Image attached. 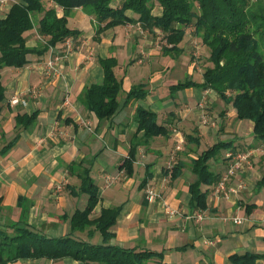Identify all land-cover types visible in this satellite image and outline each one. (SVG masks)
Returning <instances> with one entry per match:
<instances>
[{
    "label": "crops",
    "instance_id": "obj_1",
    "mask_svg": "<svg viewBox=\"0 0 264 264\" xmlns=\"http://www.w3.org/2000/svg\"><path fill=\"white\" fill-rule=\"evenodd\" d=\"M56 8L58 15H61L62 9ZM7 9H1L0 16ZM126 13L135 15L130 10ZM67 24L78 29L80 33L72 39L76 49L67 52L64 65H60V80L50 81V77L43 73L39 65L49 56L50 50L42 55L32 54L30 62L23 67L2 69L1 80L6 88V100L0 116V148L14 136L18 137L8 151L0 154V223L20 220L24 212L23 221L50 236H60L71 231L72 213L76 209H82L87 202L86 193L74 194L80 181L75 173L79 172L78 162L82 160L90 166V174L99 189L100 198L93 213H99L102 207L121 205L116 222L111 227L113 236L109 238V243L162 252L160 264H233L229 259L230 254L246 251L259 253L255 264H264V187L256 188L261 170L264 174V161L262 165L256 166H248L243 162L229 178L226 193L214 195L209 191L208 208L204 210L206 217L198 222L162 215L165 211L160 208V202L147 200L142 193L145 188H139L145 172H151L146 187L150 185L155 191H158V187L165 192L168 190L167 197L165 193L158 192L171 207L180 202L188 207L187 186L195 177L191 170H187L188 163L203 150V142L214 132L211 131L213 128L209 122L195 120L186 108L197 104L213 90L209 92L206 90L208 88L191 86L170 92V85L178 82L177 77L171 78H175L172 83L167 81L170 79V70L165 68H171L170 64L162 70L151 71L148 68V74L144 76L145 72L141 71V58L135 59L134 52L127 54L124 59V47H132L136 40L134 35L132 42L124 39L123 32L129 26L139 23L117 25L104 31L100 39H97L94 36L92 15L81 7H76L67 17ZM33 31L37 35L36 39L27 40L30 46L41 39L37 31ZM89 40L95 43L92 50L87 48L91 44ZM99 46L105 49V54L98 53ZM59 47V44L55 46ZM182 49L185 50L183 46ZM145 50L147 49L141 48L137 52L148 55L144 53ZM111 54L118 61L114 70L117 77L122 79L123 90L127 91L132 85L141 82L145 84L147 95L143 100L123 106L124 95L120 94V106L113 117L99 120L93 112L83 107L80 94L86 85L101 79L103 73L98 58ZM198 62L187 64L181 73L182 77L189 75L193 79L192 75L198 72L196 67L201 75L203 69L200 65L195 67ZM201 80L199 78L195 81ZM14 96L19 98L18 102H12ZM138 103L157 113L158 122L167 125L168 134L154 136L137 147L132 174L127 176L120 166L128 153L131 134L136 130L133 113ZM222 104L223 101L219 100V114L228 110ZM230 108L224 116L223 137L219 139L231 140L234 148L239 149L243 141L246 140L249 144L253 142L252 123L235 119V112L231 106ZM197 110L201 112L198 108ZM33 111L36 112V118L32 125L27 128L15 127L17 113ZM228 119H235L237 126L231 129L232 123L227 125ZM219 123L221 127L222 123ZM242 127H249L250 131L245 135ZM190 129L197 135L193 142L186 140L191 138L190 135H185ZM184 136L186 142L198 145V149L186 147L185 151H180L181 155H176V164L182 165L181 172L172 178L171 171H165L170 168L164 159L170 149L166 142H178L177 138L183 139ZM161 142L163 147L159 144ZM213 142L212 140L211 144ZM258 151L264 154V142L250 147V152ZM210 162L220 172L225 169L221 159ZM113 167L119 180L106 186V176L111 174L109 171ZM141 172V178L132 191L131 185L135 182L133 177ZM72 179L75 181L72 182ZM170 179L186 186V193L184 192L181 199L177 196L178 188L172 192L170 187L164 186ZM235 216L241 217L239 222L232 220ZM84 232L86 239L92 242L101 241L98 231L89 237L86 231H75V234ZM46 260L54 261V264H98L83 263L69 257L60 260L28 258L8 264ZM147 264L159 263L151 260Z\"/></svg>",
    "mask_w": 264,
    "mask_h": 264
},
{
    "label": "trees",
    "instance_id": "obj_2",
    "mask_svg": "<svg viewBox=\"0 0 264 264\" xmlns=\"http://www.w3.org/2000/svg\"><path fill=\"white\" fill-rule=\"evenodd\" d=\"M47 1L45 4L44 0H16L0 16V116L6 100L2 69L23 67L30 62L32 54L42 55L51 48L54 53H61L65 40H72L80 33L68 26L67 17L74 8L81 7L92 15L97 39L104 31L117 25L139 23L150 33L156 29L163 33L165 43L161 52L165 55L173 51L183 52L179 43L186 28L193 26L194 35L200 36L209 49L211 65L202 71L201 81L187 77L170 85V92L191 86L211 88L221 100L230 104L237 119L251 121L253 142L250 147L264 142V10L253 11L251 0H121L117 5L112 3L113 0ZM155 4L160 7L159 13L153 12ZM56 7L62 9L61 15H58ZM127 10L135 15H128ZM253 22L257 24L251 28ZM33 29L41 39L30 46L27 40ZM58 44L61 49L55 48ZM98 62L103 73L101 79L86 85L80 94L81 104L87 111L93 112L99 120H106L118 110L121 92L124 95L123 106L145 98L147 89L144 83L123 90L122 79L114 70L118 63L115 55L99 57ZM133 116L136 130L131 134L128 153L120 166L127 176L132 174L137 147L154 136L168 134L167 125L158 122L157 113L142 104L135 105ZM35 118L34 111L17 113L15 127L27 128ZM17 137L4 144L0 154L8 151ZM186 140L195 141L196 138L188 137ZM232 144L231 140L219 139L190 159L188 165L195 177L187 186L189 211L208 208V192L212 191L229 163L225 151H238ZM216 159L224 163L225 169L221 172L211 166L210 161ZM78 164L80 169L75 174L80 181L74 194L86 193L87 202L82 209L72 213L71 231L50 236L23 221L22 212L20 220L0 223V264L28 258L58 260L63 257L98 264H147L153 258L161 261L162 252L109 243L113 236L111 227L121 205L102 207L99 213L94 214L100 198L98 185L90 174V166L82 160ZM181 166V163L172 166V178L180 174ZM150 176L151 172L146 171L139 188H146ZM261 187H264V174L256 182V188ZM75 231H86L88 237L98 231L101 241L92 242L77 236ZM259 256V253L246 251L232 253L229 259L233 264H255Z\"/></svg>",
    "mask_w": 264,
    "mask_h": 264
},
{
    "label": "rangeland",
    "instance_id": "obj_3",
    "mask_svg": "<svg viewBox=\"0 0 264 264\" xmlns=\"http://www.w3.org/2000/svg\"><path fill=\"white\" fill-rule=\"evenodd\" d=\"M46 1L47 0H44L45 4H46ZM112 3L114 5H117V4L120 3V0H113ZM251 5H252V10L253 11L262 12L261 10H264V0H251ZM153 12L154 13H159L160 12V7L158 6V4H155V6L153 8ZM256 24H257V22H253V24L251 25V28H253V26L255 27ZM137 27H139V28H137ZM33 32L31 33L29 38L36 39L35 37H36L37 34L35 32L34 33ZM133 35L135 36L136 43H134L132 47H130L128 45L124 47L125 48L124 49V53L125 54L123 55V57H124V59H126V55L127 54H132L134 52V58L135 59L141 58V63H140L142 65L141 66L142 67L141 71L143 73L145 72L144 76H146L148 74V68L151 71H155L157 69L162 70L163 68H165L167 65L170 64L171 68L167 67L165 69L166 70H170L169 71V76H168V77H170V79L167 80V81L172 83V80L175 81V78L171 79L172 77H177L178 81H183L187 77L191 78V76L189 77V75L188 76H184V77H182V75H181L184 67L187 64H189L190 62L199 61L198 64H195V67H196V65H200L199 67H201L203 70L207 66V64L211 65V62L208 59L209 49H208V47L205 44L202 43V41L200 39L201 38L200 36L194 35L193 26H188L186 28L185 35H184L183 39L180 41V43H179L180 44L179 46L181 48L183 46L185 50H183V52L181 54L178 53V52H175V51H173V53L170 52V56H168V57L162 55V53H161V47L165 43V41H164V38H163V33L160 30L157 29V30H155V32L150 33L147 30L143 29L139 25H133V26H129L123 32L124 39H128L130 42H132L134 40ZM95 39H92V41L96 42ZM92 41L89 42L91 44L88 45V47H87L88 50H92L93 49L92 45H95V43H93ZM138 43H140V44H138ZM61 47H62V49H64L66 46H61ZM61 47H60V49H61ZM75 47H76V45H74V42H73V45H72V41H71V46L68 49H66L63 54L60 55V58H59V61H58L59 65H62V66L64 65V61H65L64 59H65V56H66L67 52H70L72 49L75 50L76 49ZM141 48H146L147 50H145L144 53H148V55L147 54H142L141 52H139V54H138L137 51H139ZM105 52H106L105 49L103 50L101 46L98 47V53L99 54H105ZM173 55H175L174 58L172 57ZM172 62L174 64H171ZM40 67H41V65H40ZM59 68L60 67H58L57 69H59ZM195 69L198 72H195L194 75H192V78L194 80H198L199 78L202 79V74L199 75V72H201V71L198 70L197 67ZM118 73H119L118 75H120V71ZM46 76L50 77V81H58V80H60L58 78L61 77L60 76V71H58V73H56V74L46 75ZM151 86H152V83H151ZM206 90L211 92L210 90H212V89L208 88ZM121 94H122V92H121ZM217 98H218V102H217ZM219 100H221V99L217 96V94L215 92L212 91L211 93L206 94L205 97L203 96L197 102V104H195V105L192 104L193 106L189 105V107L186 108L187 111L191 112V114L193 115L195 120L198 119L200 122L202 121V123L203 122L204 123L209 122V124L212 125L211 127L213 129H211V128L210 129H211V131L214 132L212 134V136H211L213 138H211L210 136L207 137L208 140L203 142V146H202L203 149H204L205 146L208 147L211 144L212 140L215 142L220 137H223L222 136V131H223L224 127H225V125H223V121L225 119L224 116L226 115V113H228L229 110H231V108H230V104H226L222 100L223 101L222 105H224L225 107H228L227 108L228 110L227 111L224 110V112L221 111L223 113L219 114V111H220L219 110L220 108L218 106ZM197 108L201 112H199L197 110ZM199 113H200V115H199ZM232 113L233 112H231L230 115H232ZM235 119H236V117H235ZM235 119H234V121L232 119H228L227 125L229 123H232L230 125L231 129L235 128L237 126V123H234L236 121ZM241 121H243V123H251V121L247 120V119H243ZM219 122L222 123L221 127L219 126V124H220ZM214 124H215V126H214ZM218 126L220 128H218ZM215 127H217V128L215 129ZM242 129H243L242 132L245 135H246V133H248L250 131L249 127H242ZM176 131L178 132V129ZM178 134H179V132H178ZM185 135H190L191 137H194V138L197 137L196 134L192 133L191 129H190V132H188V134L185 132ZM177 141L178 142L173 141V143H172L171 140H170V143L166 142L168 147L170 145V149L165 154V158L164 159H165L166 165L167 164L170 165V168H168V170H170V171L172 169V166L176 165V163H177V159H176L177 156L176 155H181V154H179V153H181L180 151H185L186 147H189L190 149L192 147L193 149L195 148V150L198 149V145H196L194 143H191L193 141L186 142L185 136L183 137V139L181 137L177 138ZM159 144L162 145V147H163V142H161ZM176 145H180V149L179 150H176V148H175ZM237 150L239 152H241L242 155L246 156L245 160L249 161V163H247L246 161H244V162L248 166L251 165V164H253L254 166L263 164L262 162L264 161V154H262L260 151H258L257 153L250 152V144H249L248 141H246V140L243 141V143L240 144V148L237 149ZM246 168H247V166H246ZM187 170H190V168L188 167ZM109 172L111 174L106 176V180H107L105 182L106 186L113 185L116 182H118V180H119L118 173H117V175L115 174L116 169L114 167L112 169H110ZM235 172H236V170H235ZM139 174L142 175V172L141 173H136L134 175V177H133L135 182L131 185L132 191H134L135 188H136V184L135 183H137L140 180V178H141V176H139ZM262 175H263V170H261V172L259 173V178ZM71 181L74 182L75 180L72 179ZM174 185L176 186V188H173ZM164 186L170 187V191H172V192H174V189L176 190L178 188L179 192H178L177 196L179 195L178 196L179 199H181L183 197L184 192L186 193V186L182 185L180 182L176 183L175 181H171V179L168 180L164 184ZM148 187L151 188V186L148 185L142 191L143 195H145V196H146V189ZM158 191H161V192L165 193L166 197L169 195V193H168L169 191L167 190V192H165V190L163 191L161 189V187H158ZM155 201H157V203L160 202V204H159V206L161 205L160 208L162 207L161 209L163 211H165V207L162 206V203H163L162 197L157 198ZM168 205H170V204H168ZM170 207H171V205H170ZM172 207L177 208L183 214H185L189 210L188 207L186 206V204H184L183 202H180V203H177L175 205H172ZM10 213H12V211ZM166 214H165V212H162V215H164L166 217H169ZM174 217H177V216H174ZM178 217H183L184 218V215H182V216L178 215ZM77 236H79V237L83 236L84 238H86L85 232L84 233H77ZM153 260H154V262H158L159 264L162 263L161 262L162 260L160 261L158 258H153ZM16 264H19V263H16ZM26 264H54V261H49V260H46V261H43V262H41V261H37V262L30 261V262H28L27 261Z\"/></svg>",
    "mask_w": 264,
    "mask_h": 264
},
{
    "label": "built area",
    "instance_id": "obj_4",
    "mask_svg": "<svg viewBox=\"0 0 264 264\" xmlns=\"http://www.w3.org/2000/svg\"><path fill=\"white\" fill-rule=\"evenodd\" d=\"M14 1L16 0H0V9L6 8V7L8 8L11 5V3ZM71 41L72 40L69 38L65 40L63 45L66 47L62 50L61 53H54L53 48L50 49L49 56L45 60L41 61V63L39 64L41 65V69L43 70V73H45L46 75H52V74L58 73L59 69L57 68L60 67V65L58 64L60 55L63 54L65 50L71 46ZM18 101H19V98L17 96H14L12 98V102L15 103ZM175 148L176 150H179L180 145H176ZM224 155L229 158V163L227 164L225 171L219 177V180L213 186L212 193L214 195H218L219 193H226L228 179L232 175H234L235 170L239 169L242 166L243 162L246 161L245 160L246 156L242 155V153L239 151L228 149L225 151ZM246 162L249 163V161H246ZM238 186H239L238 188H240L241 184H239ZM160 197H162V195L158 191H155L154 189L149 188V187L146 189L147 200L153 201ZM162 206L165 207V213H167L169 217L184 215V218L193 219L194 221L198 222V221H202L204 217L206 216V212L200 209L188 211L185 214H183L177 208L170 207L167 203L164 202V200H163ZM240 219L241 217H237V216L232 218L234 222H239Z\"/></svg>",
    "mask_w": 264,
    "mask_h": 264
}]
</instances>
